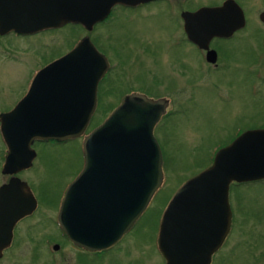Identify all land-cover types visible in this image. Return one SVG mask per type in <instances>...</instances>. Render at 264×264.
Wrapping results in <instances>:
<instances>
[{
  "label": "water",
  "instance_id": "water-1",
  "mask_svg": "<svg viewBox=\"0 0 264 264\" xmlns=\"http://www.w3.org/2000/svg\"><path fill=\"white\" fill-rule=\"evenodd\" d=\"M58 7L34 9L25 31L50 25L79 23L86 29L103 19L114 4L138 0H61ZM37 16V17H35ZM186 25L191 41L206 49L212 36H226L244 24L241 8L224 0L216 8L192 15ZM259 19L264 23V11ZM20 29V28H19ZM209 52V51H208ZM208 54V53H207ZM108 63L88 37L33 76L27 92L11 110L0 114V134L6 146L0 185V253L11 241L12 228L36 208L26 181L15 174L31 166L34 140L57 142L81 137L83 164L67 185L56 221L67 239L86 251L106 249L118 241L147 208L163 182L162 154L153 129L165 113L166 101L127 94L110 113L85 133L96 108V89ZM264 179V127L247 129L218 148L211 163L181 184L161 213L157 249L165 264H208L215 244H204L212 233L219 243L230 224L228 188L231 182ZM182 235L197 244L178 248ZM53 250L58 245L52 246ZM195 249L197 258L177 263L173 250ZM202 251H205L203 253Z\"/></svg>",
  "mask_w": 264,
  "mask_h": 264
},
{
  "label": "rangeland",
  "instance_id": "rangeland-1",
  "mask_svg": "<svg viewBox=\"0 0 264 264\" xmlns=\"http://www.w3.org/2000/svg\"><path fill=\"white\" fill-rule=\"evenodd\" d=\"M236 1L249 18L247 31L243 33L251 32L254 36L238 37L231 42L241 62L237 68L227 72L202 69L191 72L190 100L186 105H169L172 116L156 124L153 134L162 154L163 182L134 225L99 254L79 251L66 242L56 224V212L67 185L82 167L81 137L44 144L38 148L39 156L33 166L18 174L30 187L37 207L15 226L14 243L0 264H162L155 235L172 194L211 163L214 152L228 144L236 129L264 127V25L257 18L264 0ZM122 22L119 19L109 30L116 38L126 29L120 25ZM125 25L135 34L138 29H148L159 40L163 38L159 41L161 45L171 40L169 33L173 26L169 23L144 24L135 18ZM104 29L100 26L97 33L102 34ZM62 33L65 45L67 30L63 29ZM194 56L191 49L192 61ZM247 58L253 62L250 69L243 67ZM32 65V61L15 63L0 58V107L13 102L25 88ZM164 70L158 71L159 78H167ZM136 72L133 62L127 72L133 85ZM102 105L85 132L91 129V123L101 121L103 110L112 106ZM2 151L0 137V154ZM4 179L0 173V182ZM229 193L235 211L231 241L237 243L222 264H264V179L231 183ZM45 239L48 242L44 243ZM51 242L60 243L57 250H52Z\"/></svg>",
  "mask_w": 264,
  "mask_h": 264
},
{
  "label": "flooded vegetation",
  "instance_id": "flooded-vegetation-1",
  "mask_svg": "<svg viewBox=\"0 0 264 264\" xmlns=\"http://www.w3.org/2000/svg\"><path fill=\"white\" fill-rule=\"evenodd\" d=\"M234 1L242 10L244 17L243 26L233 30L229 35L210 37L207 43V48L204 49L191 41L186 32V25L189 24L190 26V23H198V20H193L191 16L197 10L201 8L219 7L224 0H138L135 4L117 3L109 9L108 14L103 19L95 22L91 29H86L79 23L68 22L63 25H50L30 31H25V28H21V25L31 22L30 16L34 14V9H51L53 7H58V3L62 1L0 0V58L15 63L26 61L33 62L29 74V80L25 88L22 89L18 97L13 99V102L11 100L10 103L6 105L4 104L0 107V114L11 110L15 103L27 92L31 80L38 70L63 56L79 39L86 36L96 50L105 57L108 63L105 73L97 83L96 108L90 119H92L97 113V107L99 104L109 103L113 106L106 112V115L103 116L101 119L103 120L110 111L120 103L125 95L135 93L150 99H163L166 101L165 113L156 123L158 124L161 119L172 116L168 110L169 105H172L173 103L186 105L190 100L191 72H196L197 69H202L206 72H227L232 68H237L241 63L237 57V52L232 48L231 42L238 37H247L250 39L254 35L251 32L243 33L244 30L247 31L249 18L242 5L236 0ZM262 11H264V4L263 8L257 13L259 22L264 25L259 19V14ZM135 18H138L144 24H154L159 22L172 24L173 30L169 33L171 37V40H168L169 44L167 41L164 42L163 45L159 44V41L163 38L159 40V38H156L153 35V32L148 31V29H138L136 34L133 33L132 30L125 25V22L127 24V22ZM119 19H123V22L120 25H123L126 29L121 33L119 38H116L109 30L112 28V24H116ZM100 26L105 27L102 34L97 33ZM63 29L67 30L68 36L66 37L67 39H65V45L62 33ZM261 37L262 36H260V39H262ZM20 41H24L25 44L19 45L18 43ZM167 46H170V48ZM167 48L170 50H167ZM191 49L195 51L193 61L191 60V57H189V55H191ZM247 59L246 65L243 66V61L242 66L250 69L253 62L249 58ZM133 62L137 70L134 85L131 83L132 80L128 78L127 74L128 69ZM161 70H164L163 73H166L167 78H159L157 73ZM243 131H245V129H236L234 135L227 143ZM1 141L3 144V151L0 154V171L6 153V146L2 137ZM57 143L60 142L55 140H34L30 147L33 149L35 156L32 159L29 168L33 166L39 156V147L44 144ZM24 170L17 172L15 175L19 177L18 174L22 173ZM2 175L5 179L0 182V185L6 183L10 178V175ZM231 183L236 184L235 182ZM229 190L230 185L228 188L230 224L226 235L219 243H213L210 241L211 238H215L212 233L203 235L204 244H215L213 245L214 249L207 256L208 264H222L223 261L227 260L229 252L234 250L237 243L236 240L231 241L234 231L235 211L230 202ZM31 215L32 214H29L20 218L14 224L11 241L7 247L1 250L0 260L8 255L9 250L14 243L15 226H17L21 220ZM56 224L60 230L62 238L65 239L66 242L69 241L57 221ZM157 231L155 235L156 250L162 260V264H165V259L157 249ZM184 237H188V235ZM184 237L178 235V240L174 241L175 236H173L172 244L178 248L190 247V244H197L196 241L190 240L194 235H190L189 240L187 238L183 240ZM46 242H48L47 239L44 240V243ZM230 242L231 245H229ZM233 242L235 243L233 244ZM54 244H57L59 247L60 243H52L51 248ZM75 248L79 251L94 255L107 250L109 247L98 251H86L77 246H75ZM198 252L199 251L195 249H177L173 250L172 258L177 263H181L184 259H189L190 261L193 258L197 261V258L193 255ZM202 252L205 253V251Z\"/></svg>",
  "mask_w": 264,
  "mask_h": 264
},
{
  "label": "trees",
  "instance_id": "trees-1",
  "mask_svg": "<svg viewBox=\"0 0 264 264\" xmlns=\"http://www.w3.org/2000/svg\"><path fill=\"white\" fill-rule=\"evenodd\" d=\"M98 106H100V107H104V105H102V104H99ZM113 106H110V107H108V109H105V110H103L102 112L104 113V115L103 116H105L106 115V112L109 110V109H111ZM98 108V107H97ZM92 119H93V117H92ZM91 119V120H92ZM91 122V121H90ZM100 121H97V122H94V123H91L90 124V127L91 128H93L95 125H97L98 123H99Z\"/></svg>",
  "mask_w": 264,
  "mask_h": 264
}]
</instances>
